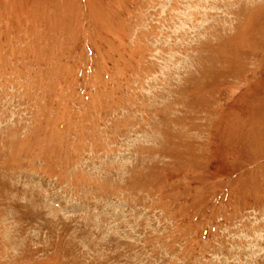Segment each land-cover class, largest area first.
Returning a JSON list of instances; mask_svg holds the SVG:
<instances>
[{
  "label": "rangeland",
  "instance_id": "rangeland-1",
  "mask_svg": "<svg viewBox=\"0 0 264 264\" xmlns=\"http://www.w3.org/2000/svg\"><path fill=\"white\" fill-rule=\"evenodd\" d=\"M0 264H264V0H0Z\"/></svg>",
  "mask_w": 264,
  "mask_h": 264
}]
</instances>
